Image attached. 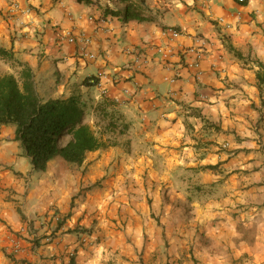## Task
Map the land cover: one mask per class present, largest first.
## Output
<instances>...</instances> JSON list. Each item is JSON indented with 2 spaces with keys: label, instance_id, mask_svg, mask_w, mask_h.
Returning a JSON list of instances; mask_svg holds the SVG:
<instances>
[{
  "label": "crops",
  "instance_id": "1",
  "mask_svg": "<svg viewBox=\"0 0 264 264\" xmlns=\"http://www.w3.org/2000/svg\"><path fill=\"white\" fill-rule=\"evenodd\" d=\"M142 1L146 20L123 21L117 0H0V47L41 97L90 94L91 125L104 96L121 114L115 144L45 171L0 127V264H264V0ZM196 36L199 77L180 65Z\"/></svg>",
  "mask_w": 264,
  "mask_h": 264
},
{
  "label": "trees",
  "instance_id": "2",
  "mask_svg": "<svg viewBox=\"0 0 264 264\" xmlns=\"http://www.w3.org/2000/svg\"><path fill=\"white\" fill-rule=\"evenodd\" d=\"M117 1L126 3V6L110 10L109 14L123 21L146 20L142 15V0ZM230 49L236 51L232 46ZM0 56L20 67L18 76L15 73L0 75V127L15 126L14 140L19 142L34 170L45 171L48 163L58 156L80 166L89 152L115 144L107 137L109 131H115L121 119L114 100L104 96L93 110L95 116L102 120L103 130L98 133L93 125L86 122L87 99L77 94L64 99H44L27 64L16 60L13 52L3 47H0ZM258 77L260 83H264V75L258 74ZM98 82L96 77L84 80L86 85ZM119 125L120 131L127 128L126 124ZM66 136L69 140L64 143Z\"/></svg>",
  "mask_w": 264,
  "mask_h": 264
},
{
  "label": "built area",
  "instance_id": "3",
  "mask_svg": "<svg viewBox=\"0 0 264 264\" xmlns=\"http://www.w3.org/2000/svg\"><path fill=\"white\" fill-rule=\"evenodd\" d=\"M238 1L244 2V0H238ZM14 9L17 12H20L22 15H30L32 12V9L29 6L20 7L17 3L14 4ZM217 23L224 26L225 28H231V26H232L231 24L227 23L224 18H219L217 20ZM50 28L53 29V31H55V26H51ZM164 35L167 37L168 41L172 44L175 40L180 38V36L182 34H181V31L178 30L177 28L170 27L164 31ZM58 38L62 41L67 40L68 42H71V43L75 42V40H76L75 36H73L72 33L69 31H65V32L61 33L60 35H58ZM209 44H210V42H208V40L205 37L196 36L194 38V45L189 47L188 50H186V51L183 50V52H182L184 54H189L191 57L189 59L183 58V63L180 65L186 66L190 69H193L195 72V75L197 77H199L200 76L199 69H200V65H201V59H202V56H203L204 52L206 51V48ZM157 52L162 56L163 60H167L168 64L172 65V63L167 58L172 53H174L173 47H171V46L158 47ZM88 57L93 58V57H95V55L94 54H88ZM142 58H143V61L145 63L148 62L147 57L144 56ZM142 58H141V60H142ZM180 65H179V68H174L177 73H179ZM103 74H104L103 72H99L98 77L102 76ZM174 80L175 79H173V81ZM125 92L127 93L129 91H125ZM224 147H227V144H225ZM90 238H91L90 235H86V236L82 237L80 241L83 244L88 243V242L90 243L91 242ZM73 255H74V251H72L70 253V256H73Z\"/></svg>",
  "mask_w": 264,
  "mask_h": 264
},
{
  "label": "rangeland",
  "instance_id": "4",
  "mask_svg": "<svg viewBox=\"0 0 264 264\" xmlns=\"http://www.w3.org/2000/svg\"><path fill=\"white\" fill-rule=\"evenodd\" d=\"M14 73L18 76V70L15 69V68H14ZM86 97H87L86 99H88L90 97V94L86 95ZM93 117H94L95 121H94V123L92 125L95 127V129L99 133V132H101L103 130L102 120L100 118H98V117H95V116H93ZM103 136H104V134H103Z\"/></svg>",
  "mask_w": 264,
  "mask_h": 264
}]
</instances>
